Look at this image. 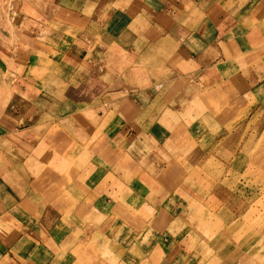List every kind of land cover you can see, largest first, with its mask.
Instances as JSON below:
<instances>
[{
    "label": "crops",
    "instance_id": "0c3cea01",
    "mask_svg": "<svg viewBox=\"0 0 264 264\" xmlns=\"http://www.w3.org/2000/svg\"><path fill=\"white\" fill-rule=\"evenodd\" d=\"M24 5L15 45L0 34V70L13 71L19 57L29 63L28 49L41 71L21 75L23 86L0 101V264H71L69 254L96 233L117 264H189L197 252L186 245L191 202L178 198L181 182L170 174L191 171L192 156L203 163L208 148L197 141L209 139L207 124L223 126L255 107L264 91V0ZM97 33L138 61L156 62L164 81L129 90L116 106H81L66 97L75 92L65 84L78 76L73 62L88 52L79 45ZM65 63L72 64L69 74ZM211 102L220 114L213 115ZM46 157L56 182L37 186ZM178 157L185 167H169ZM116 214L137 227L103 232Z\"/></svg>",
    "mask_w": 264,
    "mask_h": 264
},
{
    "label": "rangeland",
    "instance_id": "374dc122",
    "mask_svg": "<svg viewBox=\"0 0 264 264\" xmlns=\"http://www.w3.org/2000/svg\"><path fill=\"white\" fill-rule=\"evenodd\" d=\"M22 10H25L24 0H0V34L3 32L7 35L8 39L3 40L12 45L16 43L12 32ZM0 38L3 36L0 35ZM79 46L88 52L80 63L73 62L78 76L75 81L65 84L75 92L64 95L78 101L81 106L100 103L116 106L129 90L165 79L162 78L164 72L156 69V62L136 60L114 39L105 38L103 34L97 33L91 44L88 41ZM27 50L24 53L31 56L29 63L23 65L24 61L19 57L13 71L0 70V101L8 99L23 86L21 75L32 70V74L39 75L41 70L34 69L32 65L36 55L28 54ZM71 69L72 64L67 66L65 63L64 73L69 74ZM256 95L255 107L233 113L225 121L228 123L222 122L223 126L207 124L209 139L197 141L199 149L208 148L209 157L203 163L204 158L199 162L198 156H192L194 167L191 171L170 174L175 176L177 184L181 182L177 190L178 198L185 197L191 202L189 213L192 217L188 223L193 227L188 230L191 233L186 245L189 251L196 248L197 252L187 259L189 264H264V91ZM211 105L213 115L220 114L215 103L211 102ZM227 112L233 110L228 109ZM195 144L190 143L188 150ZM51 159L44 158V165L37 168L40 172L35 175L37 186L56 182ZM186 163L184 158L178 157L174 163L169 161L168 165L177 167L181 164L185 167ZM60 175L63 182L70 177L67 171ZM164 175L160 174L161 179ZM48 191L53 190L49 187ZM131 216L134 219L135 215ZM130 219L116 214L104 224L102 230L115 233L125 225L129 230L130 227L136 228L137 223ZM106 244L107 239L93 234L91 240L82 239L69 254L72 257L69 260L71 264H117Z\"/></svg>",
    "mask_w": 264,
    "mask_h": 264
}]
</instances>
